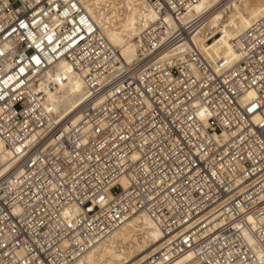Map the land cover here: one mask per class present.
<instances>
[{
  "label": "built area",
  "instance_id": "obj_1",
  "mask_svg": "<svg viewBox=\"0 0 264 264\" xmlns=\"http://www.w3.org/2000/svg\"><path fill=\"white\" fill-rule=\"evenodd\" d=\"M143 1L126 63L78 0H0V264H74L140 215L165 239L146 264H264V16L215 64L203 0ZM62 61L87 92L64 121L35 92Z\"/></svg>",
  "mask_w": 264,
  "mask_h": 264
},
{
  "label": "bare ground",
  "instance_id": "obj_2",
  "mask_svg": "<svg viewBox=\"0 0 264 264\" xmlns=\"http://www.w3.org/2000/svg\"><path fill=\"white\" fill-rule=\"evenodd\" d=\"M78 2L126 63H133L138 58L139 35L157 19L147 4L143 0ZM195 15L206 16V26L194 42L207 60L222 64L234 59L236 37L264 16V0H203L194 6L188 18ZM49 81H55V90L45 89ZM35 92L45 93L44 106L61 121L77 118L87 96L80 77L66 61L55 65ZM13 158L0 140V174L9 170ZM122 185L126 187V181ZM247 238L251 245L256 244L253 237ZM164 241L163 232L148 216H136L74 264H146L158 255Z\"/></svg>",
  "mask_w": 264,
  "mask_h": 264
}]
</instances>
